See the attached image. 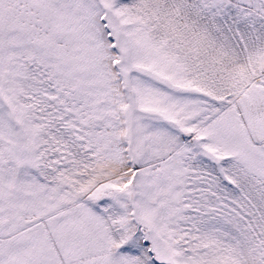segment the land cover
<instances>
[{
    "label": "snow or ice",
    "instance_id": "1",
    "mask_svg": "<svg viewBox=\"0 0 264 264\" xmlns=\"http://www.w3.org/2000/svg\"><path fill=\"white\" fill-rule=\"evenodd\" d=\"M0 264H264V0H0Z\"/></svg>",
    "mask_w": 264,
    "mask_h": 264
}]
</instances>
